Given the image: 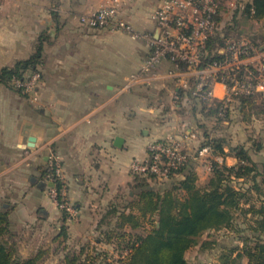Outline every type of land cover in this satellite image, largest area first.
<instances>
[{"label":"crops","instance_id":"obj_1","mask_svg":"<svg viewBox=\"0 0 264 264\" xmlns=\"http://www.w3.org/2000/svg\"><path fill=\"white\" fill-rule=\"evenodd\" d=\"M106 1L0 0V70L29 58L39 36L47 34L37 99L0 83V210L10 211L22 257L36 254L45 243L59 248L76 235L90 238L105 229L108 224L101 220L111 205L122 209L134 199L130 164L147 157L150 142L175 136L191 151L198 141V129L183 115L189 102L197 104L176 93L193 72L170 74L174 66L163 60L126 87L150 48L143 37L81 23V15ZM220 1V30L260 41L264 17H248L244 10L252 0ZM159 3L128 1L119 16L137 32H153ZM214 90L217 98L226 95L221 82ZM233 102L240 114L239 144L262 164L264 115L244 120ZM117 136L124 138L122 146L115 144ZM51 151L61 158L65 196L76 207L75 216H64L49 194L50 182L41 180ZM226 160L236 163L233 157Z\"/></svg>","mask_w":264,"mask_h":264},{"label":"trees","instance_id":"obj_2","mask_svg":"<svg viewBox=\"0 0 264 264\" xmlns=\"http://www.w3.org/2000/svg\"><path fill=\"white\" fill-rule=\"evenodd\" d=\"M244 10L248 17L263 18L264 0H252ZM222 32L225 36H232L231 32ZM262 37L264 39V35ZM246 38L253 48H263L256 37ZM46 39L47 34L42 33L29 58L4 66L0 70V83L24 94L13 83V78H23L33 71H40L39 65L42 62ZM222 44L223 36L220 35L209 41L206 62L223 57L218 52ZM179 66L187 67L183 62H180ZM245 67L250 68L249 65ZM196 83L197 79L193 75L188 79L187 86L179 87L176 93L179 98L187 96L196 104L199 102L201 111L206 115H214L218 120H230V102L233 101L238 102L244 120H249L253 114L264 115L262 91L235 95L225 104L223 98L193 96ZM206 89L207 86L202 93ZM220 113L224 116H219ZM204 136L206 138L197 152L190 151L191 156L186 164L168 180L159 181L155 175L133 172L131 189L134 199L122 209L112 204L101 220L108 226H113L102 232L103 238L99 242L117 244L115 247L120 251L119 256L115 260L107 261V264H191L186 252L196 245L204 249L213 248L216 240L199 239L207 231L223 228L233 230L241 245L225 248L218 264H264V163L254 161L250 149L243 143L232 145L224 138L210 137L209 132ZM204 146L210 147V154L213 156L210 165L211 176L204 188H197V172L191 164ZM261 147V144H258L255 149L260 150ZM217 155L222 158L221 161L216 158ZM227 157L235 158L236 163L228 164ZM50 174H54V169L48 161L42 171L41 180L48 181ZM153 181L163 184L169 181L176 183L174 182L172 187L158 188L152 185ZM54 183L59 192L58 200L62 202L63 198H66L62 192L64 180L56 177ZM178 189L185 190L189 197L182 200L175 193ZM255 200L259 203L255 204ZM60 209L65 217L69 216L64 208ZM237 210L245 215L242 222L237 220ZM112 217H115V223L111 224ZM138 229H146V232L136 231ZM63 233L67 236L64 226ZM41 255V251L28 257L19 254L17 241L12 237L10 211L0 210V264H39ZM80 259L76 254L65 256L66 264H81ZM86 262L85 260L84 263Z\"/></svg>","mask_w":264,"mask_h":264},{"label":"built area","instance_id":"obj_3","mask_svg":"<svg viewBox=\"0 0 264 264\" xmlns=\"http://www.w3.org/2000/svg\"><path fill=\"white\" fill-rule=\"evenodd\" d=\"M128 1L132 0H107L95 12L80 16L81 23L88 27L122 30L132 37H143L148 42L149 53L138 72L130 76L126 87L153 73L161 61L168 60L174 66L170 74L175 70L193 72L197 79L193 96L198 98H215L214 85L217 82L226 86V95L223 97L225 104L235 95L255 91L264 93V46L259 50L253 48L244 36L224 35L219 28L220 0H160L153 13L156 30L144 33L135 31L131 23L119 16L121 8ZM218 35L223 36V44L218 48L223 57L206 62L209 41ZM180 62L187 67L181 68ZM202 63L205 64L200 67ZM247 65L250 68H246ZM41 76V72L36 70L23 78L14 77L13 83L24 94L37 99ZM183 86H187V81ZM205 86L207 89L202 93ZM187 150L189 148L182 138L168 136L154 140L148 144L147 157L132 160L130 169L134 173L155 175L159 181H165L186 164L191 156ZM210 151L209 146H204L199 150V156ZM48 156L54 169V174L48 176L49 194L60 208L75 216L77 210L70 200L65 197L62 202L58 200L59 192L54 179L58 177L63 180L61 158L52 151ZM217 159L222 160L220 157ZM62 192L65 195V188Z\"/></svg>","mask_w":264,"mask_h":264},{"label":"rangeland","instance_id":"obj_4","mask_svg":"<svg viewBox=\"0 0 264 264\" xmlns=\"http://www.w3.org/2000/svg\"><path fill=\"white\" fill-rule=\"evenodd\" d=\"M231 35L233 37L240 36L239 34H234V33ZM259 40L261 41V43L264 42L263 37L260 38ZM230 103H231L230 109L232 110L230 124H227L225 122L229 120H218V118L215 117L214 115H206V113H203L201 111V107H200L201 104L199 102L197 103L195 108L193 102H189L186 105L188 111L187 113L185 111L183 115H185V118H188L187 119L188 121L193 122V124L198 129L197 131L198 141L191 143L190 146L192 153H196L200 144L204 142L206 138L204 134L206 132L207 133L209 132L210 137L212 136L216 138L220 137V138H224L228 143L239 144L240 140L237 139V137H239L240 135L239 134L240 114L237 111V109H235V103L234 102H230ZM219 116L223 117L224 114L220 113ZM212 157L213 156L210 153L201 157L198 155L191 164L194 166V169L197 172V181H196L197 188H204L210 179L211 176L210 165L213 159ZM217 157L220 156L217 155L216 158ZM227 163L229 164V162ZM174 182L175 181H169L168 183L163 184L153 181L151 183H153L152 185H156L158 188L159 187L165 188V187H172L176 183ZM238 185H240L239 181H238ZM175 193L182 200L184 198L189 197V194L183 189L175 190ZM258 203H259L258 200H255V204ZM244 206H248V205L244 204ZM235 215L239 222H242L245 218L244 213L241 212L240 210H237ZM112 220L113 223H115V217ZM111 226H113V224ZM111 226L107 225L106 227H104L105 229L103 230L101 229L99 233H96L95 236L90 238L78 239L76 235L75 237H73V240L71 241L70 244L67 243L66 245L63 244L65 246L64 248L62 243H60L59 248H57V246L52 247L51 245H49V243L48 244L45 243L43 245V247L45 246V248H41L38 250L42 252L41 255L42 259L39 262V264H66L65 262L66 254L78 255L81 258L80 260L83 264H107V261L115 260L120 254V251L116 249L117 247H115V245L117 246V244H108L104 241L98 242L97 240H95L97 236L99 238H103L102 232ZM147 228H149V225H147ZM136 231L146 232V229H138ZM199 240L200 241L216 240V243L214 247L211 249H204L200 245H196L191 249H189L186 252V257L191 262V264H218L220 262L221 253L225 248L241 245V242L238 239L237 234L233 230H227L224 228L221 230L207 231L200 237ZM65 248H67L68 250H65ZM85 260L87 261L86 263H84Z\"/></svg>","mask_w":264,"mask_h":264},{"label":"water","instance_id":"obj_5","mask_svg":"<svg viewBox=\"0 0 264 264\" xmlns=\"http://www.w3.org/2000/svg\"><path fill=\"white\" fill-rule=\"evenodd\" d=\"M30 140L32 141V140H34V138L31 137ZM123 141H124V138L121 137V136H117V137L115 138V144H116L117 146H122V145H123Z\"/></svg>","mask_w":264,"mask_h":264}]
</instances>
